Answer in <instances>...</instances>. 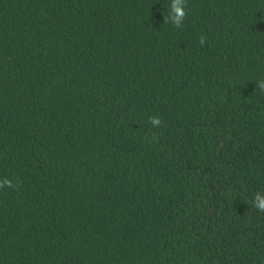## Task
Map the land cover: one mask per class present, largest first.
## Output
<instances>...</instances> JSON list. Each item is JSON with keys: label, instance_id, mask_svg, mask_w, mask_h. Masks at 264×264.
I'll return each instance as SVG.
<instances>
[{"label": "trees", "instance_id": "1", "mask_svg": "<svg viewBox=\"0 0 264 264\" xmlns=\"http://www.w3.org/2000/svg\"><path fill=\"white\" fill-rule=\"evenodd\" d=\"M170 4L0 0V264H264V0Z\"/></svg>", "mask_w": 264, "mask_h": 264}, {"label": "clouds", "instance_id": "2", "mask_svg": "<svg viewBox=\"0 0 264 264\" xmlns=\"http://www.w3.org/2000/svg\"><path fill=\"white\" fill-rule=\"evenodd\" d=\"M186 0H171L169 6V15L165 22H171L176 28H181L183 26V21L187 15L186 12ZM205 43V37H200V44ZM258 87L261 91H264V81H260ZM150 123L153 127H159L161 125V119L159 116H153L149 118ZM16 189L19 187L17 183H14L12 179L7 177L0 179V189L3 188ZM253 206L260 212H264V195L261 193H256L253 199Z\"/></svg>", "mask_w": 264, "mask_h": 264}]
</instances>
